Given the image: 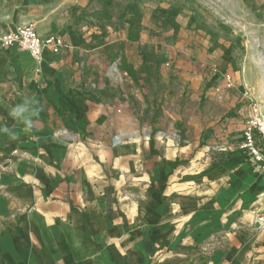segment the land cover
<instances>
[{"label": "crops", "instance_id": "obj_1", "mask_svg": "<svg viewBox=\"0 0 264 264\" xmlns=\"http://www.w3.org/2000/svg\"><path fill=\"white\" fill-rule=\"evenodd\" d=\"M161 14L0 0V36L33 23L64 42L38 60L0 44V264H264V174L239 149L244 64L215 92L229 71L196 68L187 20Z\"/></svg>", "mask_w": 264, "mask_h": 264}, {"label": "rangeland", "instance_id": "obj_2", "mask_svg": "<svg viewBox=\"0 0 264 264\" xmlns=\"http://www.w3.org/2000/svg\"><path fill=\"white\" fill-rule=\"evenodd\" d=\"M152 1L157 13L162 12L161 23L174 22L178 15L187 20L185 28L190 34L183 40L190 48L183 50V54L195 62L196 68L203 67L212 74L229 71L232 75V64L237 65L240 73L244 64L245 100L249 106L256 102L264 112V0ZM225 55L228 65L220 67ZM247 64L251 68L250 84L246 78ZM238 86L235 79V88Z\"/></svg>", "mask_w": 264, "mask_h": 264}, {"label": "built area", "instance_id": "obj_3", "mask_svg": "<svg viewBox=\"0 0 264 264\" xmlns=\"http://www.w3.org/2000/svg\"><path fill=\"white\" fill-rule=\"evenodd\" d=\"M0 44L4 47L16 46L27 51L35 60L40 58L44 48L57 54L64 47L59 35L39 36L33 23L19 25L14 30L1 34ZM220 80L221 83L215 87V92L221 93L223 90L233 88L234 81L230 73L221 72ZM239 149L247 154L253 168L258 173L264 174V112L256 102L250 105V112L242 129ZM256 220L259 226L264 225V215L257 216Z\"/></svg>", "mask_w": 264, "mask_h": 264}, {"label": "clouds", "instance_id": "obj_4", "mask_svg": "<svg viewBox=\"0 0 264 264\" xmlns=\"http://www.w3.org/2000/svg\"><path fill=\"white\" fill-rule=\"evenodd\" d=\"M29 112L30 114L34 113V109L32 108L29 110L26 108L23 104L16 105L13 107L10 111V115L13 118L21 119V120H26L29 125H31V121L28 118L29 117ZM4 131H7V129H4Z\"/></svg>", "mask_w": 264, "mask_h": 264}]
</instances>
